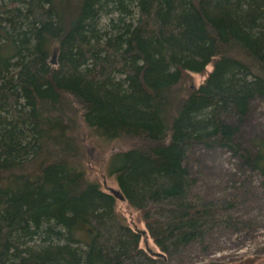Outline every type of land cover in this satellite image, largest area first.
<instances>
[{
	"label": "trees",
	"instance_id": "1",
	"mask_svg": "<svg viewBox=\"0 0 264 264\" xmlns=\"http://www.w3.org/2000/svg\"><path fill=\"white\" fill-rule=\"evenodd\" d=\"M261 98L264 0H0V264H156L118 200L169 257L203 240L231 202L192 190L187 155L240 152ZM83 128L118 142L124 199L87 176Z\"/></svg>",
	"mask_w": 264,
	"mask_h": 264
},
{
	"label": "rangeland",
	"instance_id": "2",
	"mask_svg": "<svg viewBox=\"0 0 264 264\" xmlns=\"http://www.w3.org/2000/svg\"><path fill=\"white\" fill-rule=\"evenodd\" d=\"M210 69L208 66L207 70ZM191 77L190 85L197 87L205 75ZM79 136L87 176L97 180L107 192L117 189L108 170V159L118 142L104 140L87 128ZM260 138H264V98L253 103L238 125L235 141L241 153L216 146L192 147L185 161L193 181L192 190L206 200H226L231 204L224 223L172 257L159 250L148 233L142 232L145 225L139 214L125 201H117V212L141 231L140 247L156 259V264H264V178L244 156L256 154Z\"/></svg>",
	"mask_w": 264,
	"mask_h": 264
},
{
	"label": "water",
	"instance_id": "3",
	"mask_svg": "<svg viewBox=\"0 0 264 264\" xmlns=\"http://www.w3.org/2000/svg\"><path fill=\"white\" fill-rule=\"evenodd\" d=\"M110 192L114 195V196H116L117 198H119V199H124V196L120 193V190L117 188V189H113V188H111L110 189ZM142 232L143 233H145V230H142Z\"/></svg>",
	"mask_w": 264,
	"mask_h": 264
},
{
	"label": "bare ground",
	"instance_id": "4",
	"mask_svg": "<svg viewBox=\"0 0 264 264\" xmlns=\"http://www.w3.org/2000/svg\"><path fill=\"white\" fill-rule=\"evenodd\" d=\"M255 62V61H254ZM254 64V63H253ZM193 194V193H192ZM252 221V220H251ZM253 224V223H252ZM261 233V232H260Z\"/></svg>",
	"mask_w": 264,
	"mask_h": 264
}]
</instances>
